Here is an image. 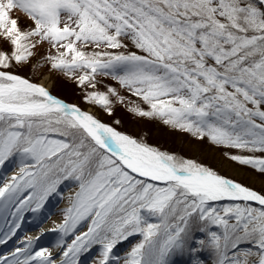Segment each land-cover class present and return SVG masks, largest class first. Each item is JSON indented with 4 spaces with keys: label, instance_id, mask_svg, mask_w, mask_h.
<instances>
[{
    "label": "snow or ice",
    "instance_id": "obj_1",
    "mask_svg": "<svg viewBox=\"0 0 264 264\" xmlns=\"http://www.w3.org/2000/svg\"><path fill=\"white\" fill-rule=\"evenodd\" d=\"M24 65L62 73L109 114L127 103L242 150L230 158L264 174V0H0V244L75 189L62 220L0 264H172L185 252L208 264L205 250L211 264H264V191L118 131ZM6 162L19 166L10 177ZM46 233L59 234L51 248Z\"/></svg>",
    "mask_w": 264,
    "mask_h": 264
},
{
    "label": "rangeland",
    "instance_id": "obj_2",
    "mask_svg": "<svg viewBox=\"0 0 264 264\" xmlns=\"http://www.w3.org/2000/svg\"><path fill=\"white\" fill-rule=\"evenodd\" d=\"M21 16V25L25 23V18L22 13H18ZM36 63V58L32 61ZM18 71L21 75L30 79L33 82H38L43 78L45 79V86H48V90L56 97L64 100L67 103L75 104L83 110H89L90 114L94 115L101 122L108 124L118 131L124 134L130 135L133 138L143 140L148 144L159 148L162 151H166L170 154H176L186 159L194 160L195 162L202 164L216 171L218 174L229 178L236 179L235 181L241 183L244 186L250 187L257 191H264V174L259 173L257 170L250 166L242 165L237 161L230 158L232 154H247L242 150L230 149L224 146L216 145L208 140L207 137L200 139L188 132L181 131L179 129L172 128L169 125H165L159 119H152L148 117H140L129 110L131 105L124 103H117L114 101L112 105V112L109 114L104 108L99 105L90 103L83 99L84 92L77 86L74 80L69 79L60 72L49 71L47 65H43L33 70L30 65L21 66ZM107 82V78H105ZM113 86H116L115 82H111ZM99 90H105L102 86ZM133 100L136 98L132 97ZM117 121L119 123H117ZM19 166L17 164H11L6 162L5 176L9 172H17ZM2 186V184H0ZM64 190V187L62 191ZM74 186L68 185L66 193L69 192L68 197L72 195ZM59 196H53L48 203L51 207L56 209L57 204H54L55 199ZM67 197V198H68ZM69 199V198H68ZM48 203L42 210L45 213L48 209ZM56 212H49L46 220L59 219L62 220V209L55 210ZM28 220H31L32 214L25 213ZM9 220L12 217H8ZM5 221V220H4ZM30 224V223H25ZM5 228L7 227L4 222ZM27 231L23 230L17 233L15 236L16 241H22L27 236ZM59 236V234H57ZM200 234H198L199 236ZM134 238V241L129 246L120 249V255L123 256L125 252L129 251L131 247L138 242ZM70 242V240H69ZM41 246L48 247L45 244ZM189 259H186L188 258ZM202 256L211 257L207 250L200 253ZM197 256L193 253H182L175 255L172 259V264H181V262L189 263L191 260H196ZM91 262V261H88ZM191 264V263H190Z\"/></svg>",
    "mask_w": 264,
    "mask_h": 264
},
{
    "label": "bare ground",
    "instance_id": "obj_3",
    "mask_svg": "<svg viewBox=\"0 0 264 264\" xmlns=\"http://www.w3.org/2000/svg\"><path fill=\"white\" fill-rule=\"evenodd\" d=\"M45 79L46 78H43V79H41L40 81H38L36 83L40 84V85H42V86H44V87H46L48 89V86H45V84H44L45 83ZM86 112H89V111L86 110ZM13 174H14L13 172H9L8 177H10ZM2 220H3V216H0V233H3L5 231V228L2 225ZM56 222H60V220L59 219H54L52 222L44 221L43 224L40 227H34V228L33 227H25V228H23V230L27 231V236H29V235L36 236L41 231V228L44 229V230L51 229V228H53L55 226ZM132 239H133V237L130 238L129 240H127V241L120 242L118 247L121 245L120 247H122V248L124 247L125 248L132 241ZM41 240H47L46 244L51 248L53 245H55L58 242L59 236L57 234H53V233H46ZM17 246H21L20 242L16 241L15 237H12L11 239L6 241V248L7 249L4 251V253H6L8 251H11V250H14L15 247H17ZM1 248L2 247H0V249ZM86 264H91V263L86 261ZM208 264H211V261H209Z\"/></svg>",
    "mask_w": 264,
    "mask_h": 264
}]
</instances>
